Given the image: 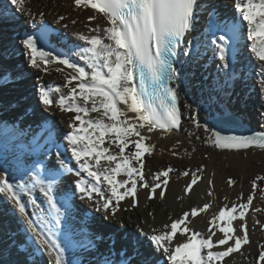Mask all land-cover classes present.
<instances>
[{"label": "bare ground", "instance_id": "1", "mask_svg": "<svg viewBox=\"0 0 264 264\" xmlns=\"http://www.w3.org/2000/svg\"><path fill=\"white\" fill-rule=\"evenodd\" d=\"M25 6L31 11L32 16L19 12L23 23L32 24L49 19L53 25L60 28L64 35L69 33V42L79 43L82 49L89 45L79 39V34L96 35V33L89 32V27L99 26L103 29L110 26L103 16L92 9H76L73 6V0H26ZM40 12L44 13L43 18L39 15ZM90 15H96V20L91 24L87 19ZM60 16H64L65 20L57 23ZM73 20L76 21L75 24L72 23ZM222 33L231 35L232 38L237 35L239 37V42L235 46L231 43V39L224 45L227 67L220 61L219 50L213 43L214 40L220 42L219 36ZM0 41L7 42L3 38ZM103 42L111 43L107 39ZM251 44L252 41H249L247 37V23L242 20L234 7V0H198L193 29L186 35L185 42L181 45L179 65L174 66L179 77L181 129L169 133L157 131L151 134L157 155L164 158L174 152L185 151L191 159H195V144L199 145L198 152L204 154L208 146L206 141L213 133L211 119L219 115L232 114L249 129L264 133V105L260 102V97H264V62L258 60L251 52ZM37 46L43 51H51L49 48ZM22 49L25 57L24 64L18 68L14 65L12 69L15 71L17 68L16 70L21 71V74L24 73V81L14 83V86L7 84L3 74H5L4 70L8 69L5 65H0V148L4 145H11L7 153H0V175H6L10 182V172L8 173L5 167V155L8 157L13 154L20 155L29 149H34L38 153L35 161L32 159L26 161L30 163L31 160L34 163L33 166L30 167L29 163H25L29 172L32 173L36 166H44L50 168L49 174L58 173L57 188L52 192L54 201L68 197L70 205L75 207L73 209L75 215H71L69 224L70 235L73 234V238L77 237L79 226L87 223L93 227L92 236L90 238L82 236L77 243V251L83 264H145V262L153 264L154 260L152 261L150 257L152 253H145L148 244L146 238L154 231L156 233L165 231L164 225L170 223V217L176 219L190 207L202 206L208 202H211V209L216 211L224 205L231 207L233 202L237 204L241 202V194L246 199L247 195L252 193V186L239 184L229 187L227 184L229 174H238L244 181L264 177V150L252 147L248 150L230 151L210 147L207 162L212 167L213 175L209 174L206 179L194 185V192L190 195H184L183 192L190 178L179 174L169 180L164 200H149L147 199L148 189L139 188V206L136 209H129L131 199L129 197L121 202V209L115 216L98 210L99 203H102L100 197L94 193L90 200L75 190V181L84 177L88 179L86 174L81 173L79 177L69 174L61 163L63 161L74 171H78V165L72 159L71 153L67 151V141L64 139L70 131L68 124L74 114L64 113L55 105L46 107L37 95L42 86L60 87L61 91L66 94L68 89L63 85L65 76L71 70L65 69L64 72L57 73L55 69L64 66L50 65L47 73L40 72L29 66V56L26 54V49L24 47ZM51 52L59 58H68L75 63L78 62L79 66L86 67L83 52L74 54V56H71L68 50L63 54ZM184 52L188 54L185 55ZM1 63L5 64L4 58ZM239 68L244 69L249 75L245 79L246 82L240 81L242 73ZM239 83L244 86L241 90ZM34 90L36 96L33 95ZM241 92H245L246 107L243 99L238 100V108L233 107L231 103L234 96L237 93L239 97ZM52 98L58 99V94L53 92ZM78 102L83 103V101ZM119 107L124 106L119 105ZM128 115L133 116L134 114L128 113ZM90 116L95 119L98 114L91 113ZM192 117L196 118L195 122L201 125L200 128L195 127ZM40 119L50 122L57 121L61 139L58 145H55L56 141L54 142V149L58 150L55 154L51 152L44 155L42 151H38L41 144L34 143L32 139H29L28 133L25 134V129L29 131L28 127L34 128L33 124ZM205 128L209 131L205 132ZM58 153H61V156ZM209 180L213 181L212 197L207 194ZM101 186L107 190L106 184ZM24 202L22 201L25 205ZM42 205L47 210L52 209L48 201H42ZM255 208H260L261 211L255 212ZM39 209L37 208L38 213ZM211 209L206 214H200L189 225L194 230L204 233L205 237L207 221L214 215L211 214ZM37 212L32 213L27 210L26 215L32 219V215ZM150 212L153 215H148ZM85 213L91 214L92 218L88 220ZM253 215H255V220H253ZM246 219L251 243L243 245L239 253L225 258L227 264H264V261L259 260V245L264 244V231L260 229V224H264V197L259 198L258 189L254 195L253 205L246 213ZM240 223L238 218L233 221L234 226ZM35 226L42 231L37 225ZM123 235L128 238L124 240ZM177 237L183 240L179 234ZM217 238H222L218 230L217 236L213 239ZM112 239L115 241L113 245L110 244ZM175 242L176 238L173 243ZM229 243L232 242L229 241ZM207 251L205 250V253ZM132 253L136 254L135 259L131 257ZM155 253L153 259L159 264H170L162 250L156 249ZM0 264H54V256L48 255L47 246L38 242L36 236L28 229L25 220L15 209L13 202L8 200L3 193H0ZM216 264H223V262L218 261Z\"/></svg>", "mask_w": 264, "mask_h": 264}, {"label": "snow or ice", "instance_id": "2", "mask_svg": "<svg viewBox=\"0 0 264 264\" xmlns=\"http://www.w3.org/2000/svg\"><path fill=\"white\" fill-rule=\"evenodd\" d=\"M25 2L26 0H11L16 11L32 16ZM197 5L198 0H73L76 9H92L110 25L103 29L99 26L89 27V32L96 35L79 34V39L89 45L82 50L86 67L79 66L68 58H59L51 51L41 50L37 46V39L31 34L22 40L30 67L44 73L48 72L50 65L64 66L57 67V73H62L65 69L71 70L65 76L63 85L68 89L66 94L60 87L45 86L39 89V98L46 107L55 105L64 113L74 114L68 124L70 131L64 139L67 141V151L78 165V171H74L63 161L61 163L69 174L76 177L81 173L86 174L87 180L75 181V190L90 200L94 193L100 197L102 203H99L98 210L115 216L121 209V202L129 197V209H136L139 206V188L148 189L149 200L166 198L169 174L174 169L169 166L155 172L153 183L149 184L143 173V157L145 153H153L154 145H146L145 142L151 139L154 132L169 133L181 129L179 77L173 65L180 54L178 49L193 29ZM234 7L247 23V37L252 41L251 52L264 62V0H234ZM39 15L43 18L44 13L40 12ZM87 19L91 24L96 20V15H90ZM63 20L65 17L60 16L57 23ZM72 23L75 24L76 21L73 20ZM105 39L111 43H104ZM230 39L231 35L222 33L219 36L220 42L213 41L225 67L228 65L224 45ZM39 42L41 47L49 42L46 28L41 29ZM137 77L138 83L135 82ZM53 92L58 94V99L52 98ZM91 113H97L98 117L91 118ZM128 113L134 115L129 116ZM105 117L111 123H105ZM192 120L195 122L196 118L192 117ZM195 127L200 128L201 125L195 122ZM204 130L209 131L208 128ZM206 142L220 150L241 151L252 147L264 150V133L253 136H221L213 132ZM106 143L108 147H103ZM130 145L135 151L126 153ZM112 146L119 151L113 153L110 150ZM133 161L136 162L135 165ZM204 171L203 167H198L195 172L186 170L180 174L190 178V182L184 186V195L194 192L193 186L201 179L198 173L203 174ZM50 175L55 181L58 173ZM121 175L127 179L117 180ZM36 183L41 181L36 180ZM103 184L107 185V190L101 186ZM227 184L232 187L236 181L229 178ZM208 185L207 194L212 197L213 181L209 180ZM19 187L23 188L24 185ZM257 188V183L253 181L252 193L246 199L241 194L239 204L233 202L231 207H220L207 221L206 237L189 225L200 214H206L211 209V202L190 207L176 219L170 217V223L164 225L165 231H154L147 239L158 251H163L170 264H216L218 261L227 264L225 258L239 253L243 245L251 243L246 213L253 205ZM260 191L264 192V189ZM0 193L13 202L38 242L47 246L48 255L54 256V264H63L60 246L51 236H45L39 231L33 220L26 215L25 205L16 187L8 181L6 175H0ZM44 195L51 207L59 212L53 199L51 183L44 190ZM260 211V208H255V212ZM148 215L153 214L150 212ZM237 218L241 223L234 226L233 221ZM260 229L264 231V224H260ZM217 230L222 238L214 240ZM141 234H144L142 230ZM177 234L183 237L182 241ZM259 247V260L264 261V244ZM214 248L219 250L212 251ZM205 250L208 251L205 253Z\"/></svg>", "mask_w": 264, "mask_h": 264}, {"label": "rangeland", "instance_id": "3", "mask_svg": "<svg viewBox=\"0 0 264 264\" xmlns=\"http://www.w3.org/2000/svg\"><path fill=\"white\" fill-rule=\"evenodd\" d=\"M49 20V19H47ZM51 21V20H50ZM52 22V21H51ZM53 23V22H52ZM205 44H203L204 46ZM205 55V53H204ZM242 79L240 81L246 82V78H248V74L244 71V69L239 68ZM217 77V76H216ZM216 79V78H215ZM240 84V83H239ZM244 88L242 84H240V90ZM246 90V87H245ZM261 98V103L264 105V97ZM243 99L244 106L246 107V101H245V92H241L239 97L236 95L234 96V99L231 103V105L236 108L239 107L238 100ZM249 109H251L250 106H248ZM105 123H111V121H108L107 118H104ZM91 131V130H90ZM135 139V138H133ZM146 145H155L154 140L151 138L148 141L145 142ZM11 145H4L0 149V153H7L8 148ZM104 146H107V143ZM196 150H194L196 154L195 159H191L189 157V154L185 151H179L162 158L159 155L156 154V149L154 146L153 153L151 155H148L145 153L143 160L145 161V167L143 169V173L145 175V178L147 179V182L149 184L153 183V174L157 171L163 170L171 166L174 171L169 174V180H171L173 177L181 174L184 171H192L195 172L198 167H203L205 169L203 174L201 175V179L198 180H204L206 179L209 174L213 175L212 167L209 166L207 162L208 158V152L210 150V147L207 146L205 149V153L201 154V152H198L199 145L195 144ZM180 148V147H179ZM113 153H117L119 150L115 148L114 146L110 149ZM181 150V149H179ZM41 151V150H40ZM135 151L133 146H129L128 149H126V153ZM44 155H47L44 153ZM13 154L12 156L8 157L5 155V167L10 175V182L16 187L17 192L21 198L22 201H25L26 205V211H31L33 213L37 212V208L39 209V213H34L32 215V220L35 225L38 226L42 230L45 236H51L52 239L56 241V243L60 246V249L63 253L62 260L63 264H83V261L81 259V256L79 255V252L77 251V243L81 239V237H87L90 238L92 236V230L93 227L90 226L89 223L79 226V230L77 232V237H72L70 235L71 229H69V224L71 221V217L75 215V210H73L75 207L71 204H67V199H61L56 202L57 208L59 209V212L55 211L53 208L51 210H47V208L42 205V201H47V197L44 195V190L46 189L47 185L49 183L52 184V192L55 191L57 188L56 180L53 181L51 179V175L49 174L50 168H46L44 166H36V168L31 172L28 171L26 168L27 164L26 162L29 159L36 160L38 157V153H36V150H25L24 153L17 155ZM133 165L136 164L135 161L132 162ZM30 167L33 166L34 163L30 160ZM28 164V165H29ZM114 167V165H112ZM26 170V171H25ZM35 177V179H33ZM229 178L236 181L235 185H245V186H252V182L255 181L258 185V196L259 198L264 197V192H261L260 189H264V179H248L246 181L242 180V178L238 174H229ZM228 178V179H229ZM127 179V177L124 176H118L117 180H124ZM163 179V178H161ZM36 180L41 181V183H36ZM240 182V183H239ZM24 185L23 188H20V185ZM56 186V187H55ZM139 187V185H138ZM121 191H123L121 189ZM23 197V198H22ZM36 198V199H35ZM54 199V198H53ZM41 210V211H40ZM215 209H211V214H215ZM36 214V215H35ZM72 215V216H71ZM84 215L87 216L88 220L91 219V214L85 213ZM31 216V215H30ZM37 223V224H36ZM91 230V231H90ZM62 235V236H60ZM61 237V238H60ZM75 239V240H74ZM86 253V252H85Z\"/></svg>", "mask_w": 264, "mask_h": 264}, {"label": "water", "instance_id": "4", "mask_svg": "<svg viewBox=\"0 0 264 264\" xmlns=\"http://www.w3.org/2000/svg\"><path fill=\"white\" fill-rule=\"evenodd\" d=\"M212 131L221 136L238 135V136H253L257 133L255 130L249 129L247 126L241 124L232 114L219 115L211 119ZM218 124V126H217ZM223 129H227L224 130Z\"/></svg>", "mask_w": 264, "mask_h": 264}]
</instances>
